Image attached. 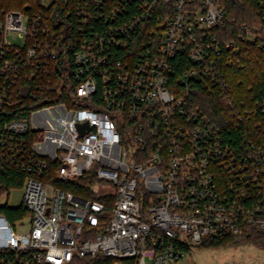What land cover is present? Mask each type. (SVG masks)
<instances>
[{
  "label": "built area",
  "instance_id": "obj_1",
  "mask_svg": "<svg viewBox=\"0 0 264 264\" xmlns=\"http://www.w3.org/2000/svg\"><path fill=\"white\" fill-rule=\"evenodd\" d=\"M224 1L119 0L104 13L105 0H77L63 35L36 14L0 10V114L17 95L31 103L0 122V163L27 174L29 223L22 234L0 214V264H178L207 239L264 233V107L233 101V57L223 58L239 54L238 40L264 48V0L261 32L240 25L227 40ZM153 16L154 42L112 57ZM193 82L222 100L231 127L200 108ZM49 170L61 182L92 172L110 204L42 181Z\"/></svg>",
  "mask_w": 264,
  "mask_h": 264
},
{
  "label": "trees",
  "instance_id": "obj_2",
  "mask_svg": "<svg viewBox=\"0 0 264 264\" xmlns=\"http://www.w3.org/2000/svg\"><path fill=\"white\" fill-rule=\"evenodd\" d=\"M77 0H52L48 5L42 0H0V10H18L25 15L36 14L48 20L51 25V31L57 35L65 34L66 29L71 33L74 32L73 23L75 22L73 11ZM119 0H105L103 5V12L109 13L113 6L117 5ZM126 7L127 17L136 11L135 3H124ZM225 19L222 32L219 33L224 40L235 39L240 25H244L254 32H261V11L257 0H225L223 5ZM123 13V12H122ZM118 15V14H117ZM108 23H104V29L107 30ZM159 26L156 24V17L147 18L139 23L129 33L128 50L114 48V56H128L132 51H137L150 42H154L156 30ZM70 38V37H69ZM261 43L257 39L253 43L238 40V55L225 54L223 58L233 57L229 66L225 64L226 80L233 90V101L236 103L243 102L248 107L257 104L254 107H264V48H261ZM178 57L173 59L176 74L183 70L184 62ZM24 91V90H23ZM191 93L194 94L195 100L201 109H204L208 116L215 122L222 126L233 125L234 119L231 112L225 108L222 100L211 95V92L204 89L202 85L193 82L190 85ZM50 97H55L52 92ZM26 96L21 95L15 97L17 105L14 108H4L0 114V122H8L11 119L18 118L25 115L31 107V103L26 102ZM264 109V108H262ZM262 109H258L261 113ZM27 174L21 170L11 167L5 161L0 163V191H7L9 189H21L23 181ZM54 183L62 191L71 192L74 196L82 199H97L105 204H110V199H105L98 196L94 192V186L97 183L96 178L92 174L85 175L77 182H61L54 177L52 170H49L48 176L42 177V181H49ZM0 214H2L12 225L15 221L27 217V212L22 206L18 207H0ZM252 245L254 248L264 251V233L258 232L254 228L246 231L241 237H223L221 239H207L203 241L196 249H222L225 247H234L236 245ZM72 264H112L111 258L97 256L93 260L81 258L74 261Z\"/></svg>",
  "mask_w": 264,
  "mask_h": 264
},
{
  "label": "rangeland",
  "instance_id": "obj_3",
  "mask_svg": "<svg viewBox=\"0 0 264 264\" xmlns=\"http://www.w3.org/2000/svg\"><path fill=\"white\" fill-rule=\"evenodd\" d=\"M9 39L15 40L12 36ZM22 192V188L0 191V207H18L21 203ZM14 225L20 233L27 232L29 228L28 217L23 219L21 226L19 220L15 221ZM178 264H264V251L254 248L251 244L222 249L194 248L190 253H186Z\"/></svg>",
  "mask_w": 264,
  "mask_h": 264
}]
</instances>
